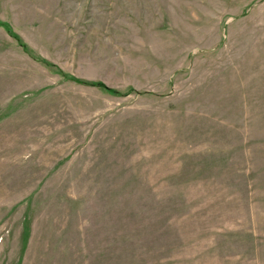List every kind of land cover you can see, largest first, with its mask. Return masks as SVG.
<instances>
[{"label":"rangeland","instance_id":"rangeland-1","mask_svg":"<svg viewBox=\"0 0 264 264\" xmlns=\"http://www.w3.org/2000/svg\"><path fill=\"white\" fill-rule=\"evenodd\" d=\"M0 264H264V0H0Z\"/></svg>","mask_w":264,"mask_h":264}]
</instances>
